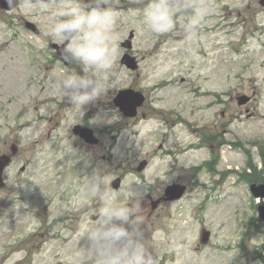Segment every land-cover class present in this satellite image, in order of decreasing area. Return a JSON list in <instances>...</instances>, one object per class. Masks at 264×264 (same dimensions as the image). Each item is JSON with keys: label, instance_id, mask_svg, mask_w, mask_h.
Masks as SVG:
<instances>
[{"label": "rangeland", "instance_id": "obj_1", "mask_svg": "<svg viewBox=\"0 0 264 264\" xmlns=\"http://www.w3.org/2000/svg\"><path fill=\"white\" fill-rule=\"evenodd\" d=\"M19 1L18 9L0 10L19 31L15 36L0 21V154H9L11 143L21 148L5 171V186L0 189V264H92L84 247L88 245L86 233L96 222L93 217L102 206L101 197L117 198L122 208L129 201L130 206L137 204L136 227L154 249V264H264V224L255 206L258 200L251 198V182L227 173L233 167H245V150L257 169L262 164L264 119L256 116L264 114V10L257 1L182 0L187 6L180 13L184 16L175 20L172 31L157 34L144 27L142 10L136 9L144 8L146 0H109L110 9H119L113 12V66L101 74L110 90L81 110L79 106L72 109L58 90L66 73L81 69L77 64L65 67L51 62L49 46L55 41L49 28L61 6L69 2L85 5L81 0H30L28 9L23 6L25 0ZM193 6L202 7L205 13L189 34L185 27ZM22 20L35 23L39 34L23 29ZM130 31H134L135 52L145 54L135 82L125 66L118 64L123 51L119 41ZM230 43H235L238 55L230 51ZM163 76L184 78V82L154 91L152 86ZM130 81L134 90L147 95L134 118L124 117L113 103L119 88ZM192 87L195 91L188 94ZM223 90L225 101L219 106ZM239 93L254 94L250 108L256 116L245 117L243 107L236 103ZM21 109L17 129L12 120ZM174 109L187 124L168 115ZM86 112L94 115L90 124L99 137V144L90 150L71 131ZM164 117L169 119L164 121ZM205 135L210 142L222 135L223 144L213 143L212 152ZM236 135L245 139L262 135L263 140L243 146L235 143ZM212 156L217 161L209 171L202 163ZM143 159L148 166L138 173ZM89 163L95 166L91 179L105 176V183L91 182L84 196H67L69 189L63 187L70 180L64 179L62 171L72 177L76 165ZM58 174L63 176L61 183ZM116 177L122 178V185L114 190L109 184ZM172 181L186 185L185 195L152 210L151 201L163 195ZM80 183L69 184L74 190ZM47 189L66 194V200L58 199L51 207V216L60 215L64 223L48 230L47 215L31 216V209L44 204L40 192ZM93 192L98 194L96 202L84 207L82 201ZM202 228L211 233L204 245L200 244ZM47 232L57 237L51 239Z\"/></svg>", "mask_w": 264, "mask_h": 264}, {"label": "clouds", "instance_id": "obj_2", "mask_svg": "<svg viewBox=\"0 0 264 264\" xmlns=\"http://www.w3.org/2000/svg\"><path fill=\"white\" fill-rule=\"evenodd\" d=\"M17 0H8L12 7ZM107 0H96L95 6L82 7L69 2L56 12L49 28L50 37L61 44V56L69 64L79 65L81 71H71L64 75L58 90L74 106L95 100L110 90L108 81L101 79L108 73L114 62V46L111 37L115 14L104 5ZM30 9V0L23 5ZM186 7L182 0H146L142 9V22L147 30L163 34L176 26L174 17L183 13ZM205 10L193 6V15L185 27L192 34L198 26ZM90 182L104 184L105 176H95ZM103 200L95 224L86 233L85 254L92 264H154L148 245L136 225L137 204L120 207L117 198ZM131 200V199H130Z\"/></svg>", "mask_w": 264, "mask_h": 264}, {"label": "water", "instance_id": "obj_3", "mask_svg": "<svg viewBox=\"0 0 264 264\" xmlns=\"http://www.w3.org/2000/svg\"><path fill=\"white\" fill-rule=\"evenodd\" d=\"M116 103H117V105H119L123 109H125L127 115L132 116V115L135 114L134 110H135L136 106H138L139 101L138 100L128 101L127 99H124L123 98L122 101L121 100L118 101V99H117L116 100ZM82 135L90 136L91 134H90V132L84 130V132L82 133ZM87 140L89 141L91 139H87ZM8 162H9V158H7V157L0 158V186L2 185V182H1V173H2L3 168L6 166V164ZM261 188H263V189H253L254 190V194L256 196H264V187H261ZM183 191H184V187L177 186V190L174 193H172V195L170 197H168V199L169 200H173V199H177V198L181 197ZM260 211H261V217L264 219V207H260ZM208 235H209L208 232L203 233L202 242H206L207 241Z\"/></svg>", "mask_w": 264, "mask_h": 264}, {"label": "flooded vegetation", "instance_id": "obj_4", "mask_svg": "<svg viewBox=\"0 0 264 264\" xmlns=\"http://www.w3.org/2000/svg\"><path fill=\"white\" fill-rule=\"evenodd\" d=\"M18 6H20V1L18 2ZM17 6V7H18ZM14 8V9H12V10H9V11H13V10H15V9H18V8ZM104 7H106L109 11H111V12H113V11H115V10H112V9H110V7H111V5H110V2H109V0H107V3L104 5ZM119 10V9H118ZM9 11H6L7 13H9ZM22 22H23V20H22ZM24 23H25V21H24ZM251 100H252V98H251ZM249 103H251V101L249 102ZM247 110H248V108H246ZM246 110V111H247Z\"/></svg>", "mask_w": 264, "mask_h": 264}]
</instances>
